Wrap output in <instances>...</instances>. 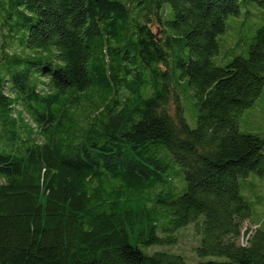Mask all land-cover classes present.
<instances>
[{
	"label": "trees",
	"instance_id": "obj_1",
	"mask_svg": "<svg viewBox=\"0 0 264 264\" xmlns=\"http://www.w3.org/2000/svg\"><path fill=\"white\" fill-rule=\"evenodd\" d=\"M263 99L264 0H0V264H264Z\"/></svg>",
	"mask_w": 264,
	"mask_h": 264
},
{
	"label": "rangeland",
	"instance_id": "obj_2",
	"mask_svg": "<svg viewBox=\"0 0 264 264\" xmlns=\"http://www.w3.org/2000/svg\"><path fill=\"white\" fill-rule=\"evenodd\" d=\"M194 110L193 107L190 108ZM191 111H189L190 113ZM194 125V124H193ZM241 130L245 133H256L264 138V99L256 103V105L245 111L240 121ZM183 235L181 243L177 246L178 251L183 253H191V247L194 243L192 236L194 232L191 228L182 231Z\"/></svg>",
	"mask_w": 264,
	"mask_h": 264
}]
</instances>
